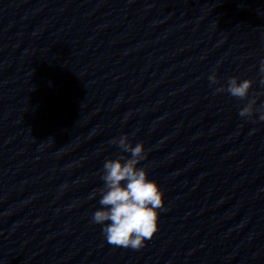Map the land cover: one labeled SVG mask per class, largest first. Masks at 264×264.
Listing matches in <instances>:
<instances>
[{
  "label": "clouds",
  "instance_id": "obj_1",
  "mask_svg": "<svg viewBox=\"0 0 264 264\" xmlns=\"http://www.w3.org/2000/svg\"><path fill=\"white\" fill-rule=\"evenodd\" d=\"M260 72L264 74V61H261ZM208 79L210 84L219 83L215 71ZM252 86L251 79L240 80L237 76H231L226 86L220 85L215 91L247 100L239 110L240 117L251 119L254 113L259 112V120L264 121V104L256 108V99L248 98ZM111 143L121 149V154L107 158L103 163V187L97 190L101 207L92 214V222L102 226V234L108 244L139 250L158 231L159 210L164 208V193L156 181L149 179L146 168L137 167L146 158L142 142L133 146L128 135H122ZM95 195L94 192L90 198Z\"/></svg>",
  "mask_w": 264,
  "mask_h": 264
}]
</instances>
